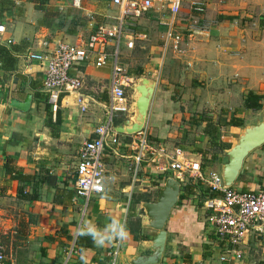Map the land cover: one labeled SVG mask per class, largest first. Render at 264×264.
Here are the masks:
<instances>
[{"label": "crops", "instance_id": "crops-1", "mask_svg": "<svg viewBox=\"0 0 264 264\" xmlns=\"http://www.w3.org/2000/svg\"><path fill=\"white\" fill-rule=\"evenodd\" d=\"M190 1L185 2L183 18L190 15ZM163 17L168 21L169 13ZM163 17L147 12L133 29L125 27L120 42L108 43L105 66L97 68L92 59L74 71L89 108L82 113L76 97L64 95L56 114L43 90L45 65L30 60L28 54H44L59 41L85 42L98 28L117 25L118 9L112 0H82L79 7L72 0H50L42 12L25 0L16 2L14 13L0 22L5 27L2 39L12 41L0 44L18 60L11 74L0 68V89L9 84V100L24 102L32 96L28 112L8 105L0 121V217H13L5 232L2 226L11 264H133L152 255L157 232L143 227L148 222L143 205L155 203L166 178L176 177L156 161L135 162L133 142L138 135L118 134L117 145H106L103 194L86 200L75 191L81 146L95 138L96 128L110 123L113 128L124 126L130 116L128 109V114L117 113L110 122L115 62L122 69L118 78L126 94L135 79L156 82L145 128L151 143L179 159L200 163L205 176L220 175L228 161L226 152L241 131L262 121L264 102L259 111L246 110L243 103L249 92L264 94V0H208L202 19L218 25L194 41L184 40V55L165 47L168 27L162 25ZM241 19L252 27H237ZM29 80H37L41 87L37 93ZM234 119L244 121L243 127L230 126ZM213 138L218 145H211ZM220 145H225L223 150ZM5 158L12 160L24 182L5 175ZM185 185L193 187L190 195L183 192ZM231 188L264 190V145L249 154ZM203 189L207 188L199 179L187 177L182 184L184 198L166 224L167 241L159 264H220L221 247L206 222ZM112 217L126 221L131 235L125 243L96 247L91 237L76 235L84 220L103 228ZM242 251L243 258L232 264H264V232H252Z\"/></svg>", "mask_w": 264, "mask_h": 264}, {"label": "built area", "instance_id": "built-area-1", "mask_svg": "<svg viewBox=\"0 0 264 264\" xmlns=\"http://www.w3.org/2000/svg\"><path fill=\"white\" fill-rule=\"evenodd\" d=\"M72 1L73 6L79 7L82 0ZM185 2L186 0H112V5L119 11L117 25L111 28H98L87 41L81 44L59 41L44 54H28L30 60L45 65L43 90L47 95V103L51 111L54 114L59 111L62 96L73 95L76 97V104L80 111L87 112L90 103L81 94L82 82L74 71L92 59L97 68L105 66L109 59L106 51L108 43L111 40L120 42L125 27L133 29L137 21L147 12H155L162 17L169 13L168 21L164 17L162 19V25L168 27L164 45L166 48H172L176 54L184 55L186 53L183 47L184 40L194 41L201 33H207L212 28V24L202 19L208 8V0H191L190 15L183 18ZM179 24L184 25L185 28L179 30L176 27ZM4 33L5 27L0 25V43L11 44V40L2 39ZM128 47H133L132 41L129 42ZM121 73L122 69L115 62L110 122L117 113H126L129 109L125 85L118 78ZM118 136L111 123L102 125L95 129V138L81 146L75 182L78 197L89 200L105 192L106 170L103 154L106 145L118 144ZM133 144L136 149L137 164L144 160L156 161L160 169L174 173L176 179L182 184L187 177L199 179L204 181L205 187L211 193L220 194L203 202L206 222L216 235L221 247L220 264H232L233 260H241L242 247L247 237L252 232H264V190L243 192L233 188L225 189L218 173L205 176L200 163L185 157L179 159L171 155L167 148L152 144L145 131L138 134V139ZM2 236L0 217V264H11Z\"/></svg>", "mask_w": 264, "mask_h": 264}, {"label": "water", "instance_id": "water-1", "mask_svg": "<svg viewBox=\"0 0 264 264\" xmlns=\"http://www.w3.org/2000/svg\"><path fill=\"white\" fill-rule=\"evenodd\" d=\"M156 82L147 78H141L138 84L129 89L135 92L134 103L129 107V119L124 126L114 127L113 130L119 135L136 136L145 131L146 123L155 92ZM10 86L4 85L2 99L0 101V121L6 107L28 112L32 104V96L28 95L24 102L9 100ZM264 145V114L261 122L245 127L240 134L237 143L226 152L227 163L222 166L220 176L225 189L231 188L237 181L244 162L250 153ZM182 193L180 181L168 177L161 188L159 197L155 203L143 205L148 220L144 228L157 232L152 243V255L138 258L133 264H159L165 251L167 241L166 224L173 209L177 206Z\"/></svg>", "mask_w": 264, "mask_h": 264}, {"label": "trees", "instance_id": "trees-1", "mask_svg": "<svg viewBox=\"0 0 264 264\" xmlns=\"http://www.w3.org/2000/svg\"><path fill=\"white\" fill-rule=\"evenodd\" d=\"M19 1H25V0H0V22L8 17L11 16L14 11L16 10V2ZM31 1L35 9L38 11L45 12L47 11V6L49 5L50 0H27ZM222 19V18H221ZM261 28L264 29V18L261 20ZM17 57L5 46L0 44V68L4 70L6 73H13L16 69L17 65ZM142 74L137 75L138 78H140ZM10 76L7 77L6 80H8ZM24 81H28V78L22 77ZM30 79V78H29ZM3 83H6L4 81ZM30 89L33 91H36L39 88H41L37 82V80H29ZM3 86L0 89V92H3ZM263 102H264V94H257L254 92H249L244 99L243 106L246 110H253V111H259L263 108ZM59 122V121H57ZM230 126L242 128L244 125V121L241 119H234L229 123ZM211 145L215 146L218 145V142H216L213 138L211 139ZM225 145H220V150L224 149ZM4 172L6 176H9L12 180H19L20 182H24L23 177L19 174V170L13 165L12 160H9L5 158L4 160V166H3ZM192 186L185 185L183 192L185 194L190 195L192 193ZM19 193H23V190H19ZM203 194L205 198H214L219 196V193H211L208 189H203ZM184 198V196H181ZM182 199V198H180Z\"/></svg>", "mask_w": 264, "mask_h": 264}, {"label": "clouds", "instance_id": "clouds-1", "mask_svg": "<svg viewBox=\"0 0 264 264\" xmlns=\"http://www.w3.org/2000/svg\"><path fill=\"white\" fill-rule=\"evenodd\" d=\"M76 235L91 237L96 247H107L116 243H125L130 238L131 233L126 221L112 217L103 228L84 220L77 229ZM81 259H84L83 255Z\"/></svg>", "mask_w": 264, "mask_h": 264}, {"label": "rangeland", "instance_id": "rangeland-1", "mask_svg": "<svg viewBox=\"0 0 264 264\" xmlns=\"http://www.w3.org/2000/svg\"><path fill=\"white\" fill-rule=\"evenodd\" d=\"M218 2L219 3H223V2H227V0H218ZM240 17L241 16H243V18L242 19H245L246 17H244V14H240L239 15ZM238 16V17H239ZM239 20L238 21V23H239V26H238V24H236L237 25V27H252V23L251 22H245L244 20ZM250 20L253 22V17L252 18H250ZM243 21V22H242ZM208 22H211V21H208ZM211 23H214V24H212V28H214L215 27V25L217 24L218 25V23H217V21H215V22H211ZM247 23H251V24H247ZM202 34V33H201ZM231 55H233V56H239L240 54H239V52H231ZM139 81H140V79H135L134 80V82H135V85L136 84H138L139 83ZM127 100H128V102H129V99H131L130 101H132V102H130V104L132 105V103H134V100H135V92H133V91H128L127 92ZM129 97H131V98H129ZM124 114V116L126 115V114H128L127 112L126 113H122V115ZM129 115V114H128ZM151 141V140H150ZM171 177V176H170ZM176 177V176H175ZM177 180V179H176ZM194 180H196L195 178H194ZM182 184V183H181ZM12 202H8V204L10 205ZM8 206V205H7ZM11 217V218H10ZM13 217L11 216V215H8V214H6L5 216H3V218H1V219H3V220H1V223H2V226H3V232H5V227H8V226H6V224L8 225V221H10V220H12L13 221V219H12ZM5 241H6V243L8 242V240H6L5 239Z\"/></svg>", "mask_w": 264, "mask_h": 264}]
</instances>
